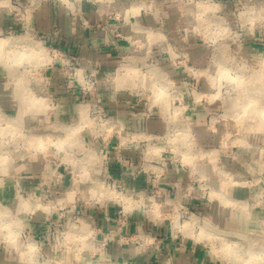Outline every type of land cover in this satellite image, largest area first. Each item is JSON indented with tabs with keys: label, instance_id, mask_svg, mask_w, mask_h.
<instances>
[{
	"label": "rangeland",
	"instance_id": "rangeland-1",
	"mask_svg": "<svg viewBox=\"0 0 264 264\" xmlns=\"http://www.w3.org/2000/svg\"><path fill=\"white\" fill-rule=\"evenodd\" d=\"M44 3L100 29L123 5L141 25L92 59L31 26ZM0 15V264H135L115 248L172 240L264 264V0H0Z\"/></svg>",
	"mask_w": 264,
	"mask_h": 264
},
{
	"label": "crops",
	"instance_id": "crops-1",
	"mask_svg": "<svg viewBox=\"0 0 264 264\" xmlns=\"http://www.w3.org/2000/svg\"><path fill=\"white\" fill-rule=\"evenodd\" d=\"M116 9L117 12L121 14V18L123 19L122 24H116L112 21L110 23L107 19H104L102 23L104 29L96 28L94 26L95 23L101 19L90 14L87 15L88 25L86 28L84 26L81 27L79 21H73L62 4L44 3L33 14L31 26L46 40L49 38L52 29H57L59 31L55 38L57 44L71 47L77 52L82 54L85 53V55L95 59L99 54V49L101 53L104 49L115 52V49H112L113 46H115L116 50L119 49V52L124 51L121 45L125 44V41L122 38L119 40L116 39L114 35L116 27H124L127 32V27L132 30L133 28H137L138 25H141L139 20L133 21L132 18L135 16L134 14H136V12L131 11V8L127 9L126 6L120 5L119 7L113 8V10ZM87 12L90 13L89 10H87ZM2 16L3 15H0V22L1 20L3 21ZM58 104V114H63L66 103L64 100H60ZM75 119L74 117V120ZM4 169V166L0 164V171ZM167 182H169V184L174 182L173 186L167 185V189H170V191L174 189L177 190V185L175 184L176 178L174 176L170 177ZM115 249L116 259L124 263L132 261L135 264H213L207 253L202 249L192 248L191 245L180 244L178 241L173 240L170 243L168 241L164 244H160L157 250L151 248L136 249L135 254L127 248L119 250V248L116 247Z\"/></svg>",
	"mask_w": 264,
	"mask_h": 264
},
{
	"label": "bare ground",
	"instance_id": "bare-ground-1",
	"mask_svg": "<svg viewBox=\"0 0 264 264\" xmlns=\"http://www.w3.org/2000/svg\"><path fill=\"white\" fill-rule=\"evenodd\" d=\"M209 233H210V232H209ZM213 235H214V234H213ZM215 237L217 238L218 236H214V238H215ZM217 239H218V238H217Z\"/></svg>",
	"mask_w": 264,
	"mask_h": 264
}]
</instances>
